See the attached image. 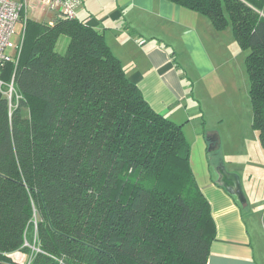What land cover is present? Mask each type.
<instances>
[{
    "label": "trees",
    "instance_id": "16d2710c",
    "mask_svg": "<svg viewBox=\"0 0 264 264\" xmlns=\"http://www.w3.org/2000/svg\"><path fill=\"white\" fill-rule=\"evenodd\" d=\"M171 1L246 50L264 149V3ZM13 74L24 98L10 117L0 90V264L15 251L26 264H207L216 225L184 125L152 108L102 32L30 21L1 78Z\"/></svg>",
    "mask_w": 264,
    "mask_h": 264
},
{
    "label": "crops",
    "instance_id": "0c3cea01",
    "mask_svg": "<svg viewBox=\"0 0 264 264\" xmlns=\"http://www.w3.org/2000/svg\"><path fill=\"white\" fill-rule=\"evenodd\" d=\"M21 16L20 29L25 19L27 26L30 21L52 24L60 17L57 11L34 1L22 7ZM77 18L105 35L129 79L139 86L153 109L183 123L189 141L185 124L202 116L205 125L198 123L201 131L207 122L204 98L198 100V78L201 79L199 92L204 89L207 93L206 107L212 101L209 88L214 91L216 81L220 85V76L213 82H210L211 77L221 67L236 62L243 78L246 76L247 52L239 46L232 28L218 30L204 14L171 0H87L77 9ZM225 72L230 74L228 69ZM7 100L10 116L8 97ZM197 101L201 104L197 105ZM204 135L210 145L207 132ZM218 179L219 172L210 168L204 181L198 180L210 202L216 225L207 264H264V213L258 221H253L249 206L252 202L248 206L240 203ZM256 224H260L261 229ZM8 256L16 264H26L29 260L25 251H15Z\"/></svg>",
    "mask_w": 264,
    "mask_h": 264
},
{
    "label": "rangeland",
    "instance_id": "374dc122",
    "mask_svg": "<svg viewBox=\"0 0 264 264\" xmlns=\"http://www.w3.org/2000/svg\"><path fill=\"white\" fill-rule=\"evenodd\" d=\"M28 25V24H27ZM18 24L12 40L18 44L20 42L22 29ZM26 35V34H25ZM66 39V38H64ZM225 39V38H224ZM224 44L225 50V42ZM66 43L61 44V49ZM231 49V48H230ZM232 50V49H231ZM11 53H15L10 51ZM229 71L225 72V70ZM245 78L241 74L239 65L235 62L229 67H221L219 71L211 77L210 82L219 81L213 85L212 91L209 88L211 104L205 102L207 93L201 88V79L198 78L197 95L198 100L203 97V108L206 114V126L201 131L198 130V123L205 125L202 116L194 117L189 124H185L191 138V167L197 181H204L209 169L219 172L221 168H226L229 172L239 175L247 203L253 215L251 219L258 221L264 213V149L260 142L259 133L253 126V109L249 94V77L245 70ZM207 84V83H206ZM208 85V84H207ZM237 92V94H234ZM220 98H216V96ZM197 105L201 103L197 101ZM25 113L30 114L31 109L26 107ZM251 115V119L249 117ZM208 128L218 131L221 139L219 148L209 151L204 132H209ZM199 135L197 138L196 135ZM241 203V202H240ZM242 205V204H241ZM249 214V213H248ZM261 229L260 224H256ZM264 226V223H263ZM264 230V227H262Z\"/></svg>",
    "mask_w": 264,
    "mask_h": 264
},
{
    "label": "built area",
    "instance_id": "2783aa9c",
    "mask_svg": "<svg viewBox=\"0 0 264 264\" xmlns=\"http://www.w3.org/2000/svg\"><path fill=\"white\" fill-rule=\"evenodd\" d=\"M29 1L41 3L49 9L57 11L60 17L66 19L77 18V9L87 2V0H24L23 3H20L15 0H0V89L9 99L10 116L24 96L15 87L14 74L10 82H6L1 78V75L8 62H13L16 67L18 65L25 39L26 19L22 22L20 42L16 44L12 37L16 32L17 25L22 20V7H27ZM12 50L15 53H11ZM32 247L39 250L35 245Z\"/></svg>",
    "mask_w": 264,
    "mask_h": 264
},
{
    "label": "water",
    "instance_id": "95a60500",
    "mask_svg": "<svg viewBox=\"0 0 264 264\" xmlns=\"http://www.w3.org/2000/svg\"><path fill=\"white\" fill-rule=\"evenodd\" d=\"M207 135L211 141L208 148L209 151L219 148V133L216 130H213L209 131ZM218 183L223 185L230 194L237 196V198L243 205L247 204V198L243 190L239 175L229 172L226 168H221L219 170Z\"/></svg>",
    "mask_w": 264,
    "mask_h": 264
}]
</instances>
